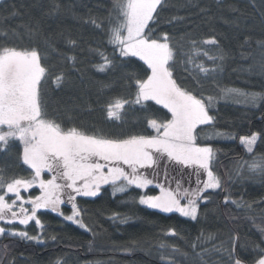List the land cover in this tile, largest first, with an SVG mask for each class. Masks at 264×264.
<instances>
[{"label":"trees","instance_id":"trees-1","mask_svg":"<svg viewBox=\"0 0 264 264\" xmlns=\"http://www.w3.org/2000/svg\"><path fill=\"white\" fill-rule=\"evenodd\" d=\"M111 3L112 0H3L0 44L38 46L49 53L46 61L49 66L68 73L70 82L62 89L51 81L44 85L50 112L67 110L66 120L97 134H154L145 118L170 117L166 109L154 102H149L148 112L137 110L138 106L128 109L123 122L107 120L101 108L110 94L105 85H112L113 94H134V89H125L124 75L135 72L142 76L146 67L133 58L131 64L112 73L101 74L92 69L98 58L89 49L108 46L105 33L90 23V18L106 24ZM54 5H58L56 11H52ZM162 31L172 36L180 53L188 52L190 39L214 37L219 42L220 50L215 54L223 55V60L217 62L220 68L207 79L196 70L191 74L186 71L192 66L184 63L183 55L178 57L180 62L174 76L183 87L204 96L217 95L221 87L264 95V60L258 45L264 41V0H167L156 24V32ZM69 40H75L77 46L72 48ZM64 54L77 56L78 72L70 69ZM205 63L212 66L210 61ZM211 114L215 117L214 124L197 129V143L215 150L212 166L221 178L222 187L205 194L211 198L207 205H201L197 220L141 206V189L114 194L107 186L94 198L78 199L83 221L90 230L50 210H41L38 215L44 229L30 223L26 230L30 235L42 233L44 242L10 235L0 237V264H56L57 260L62 264H228L226 254L213 246L227 247L234 235L249 249L237 251L245 261L250 260L254 245L264 247V234L258 230V226L264 227V177L247 172L243 177L237 176L235 167L237 161L250 158L238 139L240 136L260 133L262 139L257 141L254 152L264 154V102L252 106L220 99ZM216 132L230 133L237 139L217 136ZM19 151L14 147L8 155L0 153V169L6 178L31 174L17 159ZM157 192L158 189L150 188L145 194ZM28 195H39V189L33 188ZM226 196L243 202L245 207L225 205ZM63 212L71 214L67 207ZM123 218H127L125 223L120 222ZM6 227L25 230L22 225ZM169 229H175L177 235L167 234ZM209 235L214 239L203 244L198 241ZM52 236L56 239L52 240ZM194 242L198 245L195 249ZM161 244L166 248L162 249Z\"/></svg>","mask_w":264,"mask_h":264},{"label":"snow or ice","instance_id":"snow-or-ice-1","mask_svg":"<svg viewBox=\"0 0 264 264\" xmlns=\"http://www.w3.org/2000/svg\"><path fill=\"white\" fill-rule=\"evenodd\" d=\"M166 6L167 0H112L106 24L90 18V23L105 33L108 46L89 49L98 58L92 63L95 72H115L118 67L131 64L133 58L146 66L142 76L135 72L124 75L125 89H134V94H113L112 85H105L110 92L101 103L105 118L123 122L128 109L138 106L137 110L148 112L149 102H154L170 114L164 119L145 118L147 127L154 134H97L66 120L67 110L50 112L44 85L51 81L57 89H62L70 82L68 73L49 66L46 63L49 53L38 46L0 44V153L8 155L14 147L19 148L17 159L26 166L25 171L31 170L30 176L17 174L6 178L0 169V237L10 235L43 243L42 233L30 235L26 230L30 223L44 229L38 215L41 210H50L66 221L90 230L83 221V210L77 205L76 198L95 197L104 185H111L115 194L133 186L147 189L155 183L159 195H141L139 203L162 213H178L192 221L201 215V205H207L211 198L205 194L221 189V178L212 166L215 150L197 143V129L214 124L211 109L220 99L256 106L258 102H264V95L221 87L217 95L204 96L179 84L174 69L180 62V55L184 56L186 65L192 66L186 71L191 74L196 70L205 79L220 68L217 62L223 60V55L215 54L220 46L214 37L190 39L188 52L180 53L168 32H156L160 13ZM57 9L58 5H54L52 11ZM3 35L6 37L7 33ZM68 44L72 48L77 46L75 40H69ZM258 45L264 60V41H259ZM64 59L72 71H79L77 56L64 54ZM205 61H210L212 66ZM196 83L200 84V81ZM215 135L237 139L230 133L216 132ZM238 139L250 158L236 162L235 174L243 177L247 172L264 177V154L254 152L257 141L262 139L261 134L253 133ZM17 141L18 144L13 143ZM165 158L180 168L192 169L189 175L195 177L194 186L191 181L182 180H176L172 186L167 170L164 174L166 183L155 180V169ZM147 169L154 172L149 174L144 171ZM33 188L39 189V195H22ZM65 203L71 205V214L63 212L61 206ZM223 203L245 207L243 202L238 203L227 196ZM126 220L123 218L120 222ZM10 225H22L25 230L6 227ZM258 230L264 234V227L258 226ZM167 234L176 236L177 232L169 229ZM212 239L214 237L209 235L198 241L203 244ZM197 246V242L192 245L193 249ZM160 247L163 249L166 245ZM213 247L226 254L228 264H264V247L260 245L250 249V260L241 257L237 249H249L238 235L230 238L227 247ZM56 264H62V261L57 260Z\"/></svg>","mask_w":264,"mask_h":264},{"label":"rangeland","instance_id":"rangeland-1","mask_svg":"<svg viewBox=\"0 0 264 264\" xmlns=\"http://www.w3.org/2000/svg\"><path fill=\"white\" fill-rule=\"evenodd\" d=\"M180 166L178 165H175L174 163L172 162H169L167 161V159H162L160 162H159V167L157 169H155V172L157 173L156 176H155V180H158L159 182L161 183H166L165 179H164V174H165V170H167V175H168V182H170L172 184V186L175 185V181L176 180H182V181H185V182H188V181H191L193 186H194V183H195V177L194 176H191L189 175L191 172H192V169H189V168H180ZM146 172H148L149 174H152L154 172L153 169H147V170H144ZM48 174L45 173V178H47ZM180 175V176H179ZM179 177V178H178ZM150 178H152V176L150 175ZM111 187V185H104L101 187V190L102 188L104 187ZM135 188L134 186L133 187H129V189H133ZM150 188H156L155 187V183L153 185H149L147 189H150ZM147 189H141L143 191V194L142 195H145V191ZM158 189V188H156ZM100 190V191H101ZM127 190V191H128ZM113 191V189H112ZM29 192H26L25 195L26 196H29L28 195ZM124 193V192H123ZM115 194H122V193H115ZM22 195H24V193H22ZM156 195H159V189H158V192ZM96 197V196H95ZM79 198H94V197H83V196H78L76 198V203L78 202V199ZM140 204V203H139ZM141 206H144V207H147L145 205H142L140 204ZM64 207H67L70 209V212H71V205L70 204H67L65 203L64 205L61 206L62 210L64 209ZM148 208V207H147ZM154 210V209H153ZM158 211V210H156ZM162 213V212H161ZM166 214V213H165ZM171 214H178V213H171ZM179 215V214H178ZM185 218V217H184ZM188 219V218H187Z\"/></svg>","mask_w":264,"mask_h":264}]
</instances>
